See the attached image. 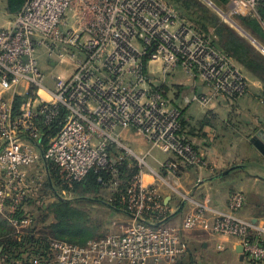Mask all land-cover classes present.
Returning a JSON list of instances; mask_svg holds the SVG:
<instances>
[{
  "label": "built area",
  "instance_id": "obj_1",
  "mask_svg": "<svg viewBox=\"0 0 264 264\" xmlns=\"http://www.w3.org/2000/svg\"><path fill=\"white\" fill-rule=\"evenodd\" d=\"M204 1L228 24L231 15L251 18L264 33V0H228L224 13ZM178 68L227 97L245 90L233 59L165 0L25 1L11 25L0 28V214L16 234L30 225L17 214L32 197L36 183L26 179V169L39 150L57 169L63 197L69 195L63 187L92 170L108 171L115 190L118 167L126 162L136 168L119 201L130 216L127 230L84 246L53 240L55 264H171L187 251L184 235L197 230L233 239L245 260L264 264V226L240 217L241 193L231 196L226 211L183 195L188 211L179 225L169 222L160 189L179 194L175 161L206 167L204 156L179 134L178 112L164 92ZM18 90L23 100L16 113ZM61 109L66 115L58 132L40 150L38 121L49 125ZM131 128L149 145L143 154L120 140ZM154 149L171 157L158 170L147 164ZM145 174L153 183L143 181Z\"/></svg>",
  "mask_w": 264,
  "mask_h": 264
},
{
  "label": "crops",
  "instance_id": "obj_2",
  "mask_svg": "<svg viewBox=\"0 0 264 264\" xmlns=\"http://www.w3.org/2000/svg\"><path fill=\"white\" fill-rule=\"evenodd\" d=\"M14 16L12 15L10 21L2 28L9 27ZM247 74L250 73L247 72ZM252 77L254 76L252 75ZM254 79L257 80L256 77ZM195 80L179 68L175 69L166 79L165 87L167 88V96L170 103L183 111L186 136L207 161V166L199 169L187 167L178 160L175 161L181 179V192L175 194L166 189L161 188L162 191L160 190L162 202L169 210V222L179 225L180 220L188 211L189 203H187L183 195L197 202L208 199L211 208L226 211L231 196L235 193H241L244 202L239 214L240 217L264 226V157L251 143L252 138L258 132L264 133V115L257 116V121L254 122L255 125L251 128L250 125L253 123V119L245 121V117L240 118L237 116L235 108L239 100L231 101L219 98L205 110L191 101V96L194 94H208L206 84L199 79ZM20 90H18L17 97L22 101L23 97ZM190 91L192 92L190 93ZM257 103H261V109L264 112V102ZM222 108H228L227 113L229 114L234 110V115L229 117L228 123L231 124L230 126L235 129L234 131L237 134H240L237 143L234 142L227 145V147H232V151H225L226 153L222 149L226 145L222 142L224 138H222L223 134L219 127L220 121L222 122L226 118L222 119L219 112H217L218 109ZM238 125L249 126L248 130L250 133L245 134V131L240 130V128L244 129V127H238ZM231 127H227L223 133L228 132ZM119 137L122 144L136 154H143L149 149L145 138L133 128L121 131ZM236 144L237 148L244 150V156H240L239 153L235 152L234 145ZM245 145L246 148H244ZM40 155L41 151L38 150L36 163L26 169V179L36 183L32 189L35 205L31 209H27L23 217L30 221L29 228L34 227L35 232H43L47 237L53 238L50 231L52 226L51 218L52 215L54 216V208L52 207L55 204L69 200H67L66 196L63 197L59 191L52 189L47 169ZM170 158L169 155L154 149L147 158V164L150 168L158 170L159 163ZM238 158H241L239 163L237 162ZM1 178L2 175L0 174V181ZM143 181L146 184L153 183L152 177L147 174L143 176ZM0 220L7 224L10 229H13L1 214ZM201 233L209 234L206 231H201ZM213 240L211 244L200 243L188 246L185 258L179 260L178 263L248 264L243 257L241 259L242 255L237 252L240 246L233 239L213 237ZM44 262L45 264H55L52 255L49 260ZM16 264L22 263L16 262ZM28 264L40 263L33 259L29 260Z\"/></svg>",
  "mask_w": 264,
  "mask_h": 264
},
{
  "label": "trees",
  "instance_id": "obj_3",
  "mask_svg": "<svg viewBox=\"0 0 264 264\" xmlns=\"http://www.w3.org/2000/svg\"><path fill=\"white\" fill-rule=\"evenodd\" d=\"M26 0H6L7 11L11 15H16ZM172 5L180 20L188 22L196 30L197 33L208 38L210 45L223 52L227 56L231 57L233 61L241 66L246 72L253 76H256L264 81V59L259 56L249 45L238 38L233 31H231L226 25L210 12L203 4L198 0H165ZM217 6H224L228 0H213ZM239 22L242 23L253 35L258 37L264 42V33L261 31L259 24L251 18L239 17ZM242 28V27H240ZM215 37V39L211 38ZM165 94H167V88H164ZM21 105V99L16 97L13 102V111L17 113L18 107ZM66 115L65 110L61 109L59 115L52 120L49 125L41 124L39 120L38 124L41 132V146L40 150H44L48 140L52 138L59 130L60 123L63 121ZM183 117V113H182ZM180 119V132L179 134L184 140L189 143L192 148L199 152L188 140L186 136L183 118ZM114 155V153H113ZM114 157V156H113ZM116 157V156H115ZM42 162L48 172L52 189L60 191L62 189L61 182L57 175V169L49 162ZM136 173V168L128 167L124 162L118 167L119 185L109 195L111 200L106 202L108 206L114 208L116 211H122L126 213L123 205L120 204V195L125 191L128 185L129 179ZM111 182L110 173L106 170H92L88 175L80 182L74 183L72 187L65 188L69 195H72L74 201L77 198H82L85 195L97 196L101 192L107 189ZM80 195L81 197H78ZM100 201V200H96ZM104 202V201H103ZM35 205V199L30 197L27 203L22 207L23 210L17 214L18 217L24 218L23 214L27 209H31ZM70 204L66 202H60L53 205L55 224L51 226L50 231L53 238L47 237L43 232L37 233L34 227H28L24 230L23 234H16L14 229H10L7 224L0 220V264H16L21 262L22 264H28L29 260H37L40 264H45L44 261L49 260L52 255L50 251V242L53 240L62 241L67 240L68 244L76 245L71 242L68 237L75 236V232H80L81 229L73 226L68 231L67 223L70 221H76L79 219L78 213L72 210ZM36 228V227H35ZM75 228V230H74ZM74 232V233H73ZM85 243L76 246H84ZM186 253L179 258L184 259ZM175 264H179L176 262Z\"/></svg>",
  "mask_w": 264,
  "mask_h": 264
},
{
  "label": "rangeland",
  "instance_id": "obj_4",
  "mask_svg": "<svg viewBox=\"0 0 264 264\" xmlns=\"http://www.w3.org/2000/svg\"><path fill=\"white\" fill-rule=\"evenodd\" d=\"M210 1H211V3L212 2L214 3L213 0H210ZM198 2L203 4L210 12H212L220 20V22H222L224 25H226L231 31H233L235 33V35L238 38H240L247 45H249L257 54H259V56H261L264 59V48H263L264 42L262 40H260L258 37H256L255 35H253L244 25H242L241 22L238 21L239 16L231 15L230 17H231V20H233L234 23L239 28L242 27V28H240L242 30V32H239L232 25L228 24L224 20L223 16L218 15L210 4H207L204 0H198ZM222 11H223V13L226 12V10L223 7H222ZM11 16L12 15L9 14L7 11L6 0H0V28H2L6 23H8V21H10ZM211 38L215 39V37H213V36H211ZM255 43L257 44V46L259 45L260 48H258L255 45ZM234 65L236 66V68L241 73V77H243L245 85H246L243 94H241L240 96H236V97H227L221 92L215 93L207 83H205L200 77H198L196 75L192 79H196L195 81H197V79L200 78L201 80L200 79L199 80L206 84V86L208 88V94H206V95L194 94L191 96L192 99L191 98L190 99L195 104L201 106L205 110L208 109V107L211 104H214V102H216V100L219 98H222V99L225 98V99H229L231 101L239 100V103H238L237 107L235 108L236 109L235 111L238 114L237 116L240 118L245 117L244 118L245 121H247L249 119H253L252 120L253 123H251V125H250V127L252 128L255 125L254 122L257 121V116H263L264 115L263 109H261L262 108L261 103L260 104L257 103V102H264V81H262V79H260L256 76H254L257 79V80H255L254 77H252V75H250V74H247V72L241 66L237 65L235 62H234ZM191 92L192 91H190V93ZM171 107H174V106L171 104ZM174 108H176V110L178 112V118L181 119L183 111L180 108H177V107H174ZM227 109L228 108H222V109L217 110V112H219V115H220V117H222V119L226 118V120L224 119V121L222 120V122L220 121V123H219V127L221 129L220 131H222V134H223L222 138H224V140H222V142H223V144L226 145V147H227V145H229L231 143H234V142L237 143L238 139L240 137L239 136L240 134H237L236 131H234L235 129H232V127L230 126L231 124L228 123L230 120L229 117L231 115H234V110L232 113L229 114V113H227ZM227 127H231V128H229L228 132L223 133V131L225 129H227ZM238 127H244V129L240 128V130L245 131V134L250 133V131L248 130L249 126L238 125ZM244 143L246 144V142H244ZM226 147H222V149L224 150L223 152H225V151L231 152L232 151V147H227V150H226ZM234 147H235L234 148L235 152L237 154L239 153L240 156H244V154H243L244 150H242L241 148H237V144L234 145ZM244 148H246V145L244 146ZM240 159L241 158L237 159L238 163H239ZM204 161H205V164L207 166L206 159H204ZM180 180H179L178 188L176 187L178 192H181ZM114 188H115L114 186L113 187L108 186L106 190H104L103 192H101L100 194H98L95 197L92 195H85L83 197V199L77 198L76 201H74L71 198L72 195L67 196V200H69L67 202L70 204L69 207L72 210L76 211L78 213V216H79V219L76 220L75 222L70 221L67 223V225H68L67 229H68V231H70V229L73 226L81 229V231L79 233L75 232V236L73 235L71 237H68V239L73 241L71 243L76 244V245L85 243V245H86L90 242H96V241L102 240V239L109 237V236L121 235L127 230V228L130 225V221H131L130 216L127 213L123 212V210L122 211H116L114 208L108 206L106 203V202H109L111 200V197H109V195L114 191ZM161 188L168 190L167 187H161ZM168 191L171 192L170 190H168ZM77 196L81 197L80 195H77ZM96 200H100V201H96ZM51 220H52V225L55 224V220H54L53 215H52ZM49 222H50V220H49ZM71 225H73V226H71ZM70 226H71V228H70ZM74 230H75V228H74ZM213 237L228 238L227 236L215 235L212 232L205 235V234H202L201 231L197 230V231H193V232L185 234L183 237V240L187 246L186 247V250H187L188 246H191L192 244H197V245L200 243L211 244L214 241ZM229 239H231V238H229ZM63 241L69 242L67 240H63ZM245 261L248 264H253L247 260H245ZM176 262H179V259H176L171 264H175ZM122 264H125V263H122ZM163 264H167V263L164 262Z\"/></svg>",
  "mask_w": 264,
  "mask_h": 264
},
{
  "label": "water",
  "instance_id": "obj_5",
  "mask_svg": "<svg viewBox=\"0 0 264 264\" xmlns=\"http://www.w3.org/2000/svg\"><path fill=\"white\" fill-rule=\"evenodd\" d=\"M231 23V25L236 28L239 32H242V30L235 25L234 23L228 21ZM257 46V44L255 43ZM259 48V46H257ZM251 143L255 146V148L260 152V154L264 157V133L263 132H258L256 136H254L251 140ZM237 252L242 255V249L239 247ZM243 256H241L242 259Z\"/></svg>",
  "mask_w": 264,
  "mask_h": 264
}]
</instances>
